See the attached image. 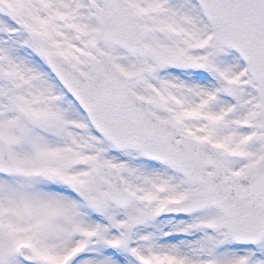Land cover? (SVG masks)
<instances>
[{"label": "snow or ice", "instance_id": "obj_1", "mask_svg": "<svg viewBox=\"0 0 264 264\" xmlns=\"http://www.w3.org/2000/svg\"><path fill=\"white\" fill-rule=\"evenodd\" d=\"M0 264H264V0H0Z\"/></svg>", "mask_w": 264, "mask_h": 264}]
</instances>
